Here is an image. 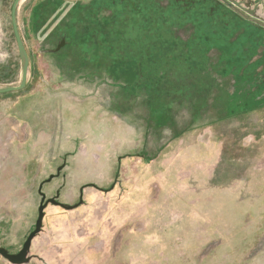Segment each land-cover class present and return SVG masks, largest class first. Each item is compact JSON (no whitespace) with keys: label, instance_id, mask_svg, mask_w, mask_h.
I'll return each mask as SVG.
<instances>
[{"label":"rangeland","instance_id":"rangeland-1","mask_svg":"<svg viewBox=\"0 0 264 264\" xmlns=\"http://www.w3.org/2000/svg\"><path fill=\"white\" fill-rule=\"evenodd\" d=\"M14 1L0 0V87L20 81ZM24 14L28 83L0 95V247L18 252L59 193L83 204L47 206L30 264H264V109L193 123L190 93L158 75L166 54L87 74L45 51Z\"/></svg>","mask_w":264,"mask_h":264},{"label":"flooded vegetation","instance_id":"flooded-vegetation-1","mask_svg":"<svg viewBox=\"0 0 264 264\" xmlns=\"http://www.w3.org/2000/svg\"><path fill=\"white\" fill-rule=\"evenodd\" d=\"M260 1V6H264V0ZM103 2L107 3L109 9L102 10L101 15L113 16L115 22L123 20L126 28L103 31L100 35L98 31V37L91 44L95 61L82 58L79 47L73 49L67 39V28L47 52L58 56L62 53L68 55L64 59L75 69H84V63L93 61L94 74H99L102 68L112 69L114 59L127 60L141 54L122 35L126 29L129 33L132 30V34L140 31L146 44L149 42L144 49H140L146 58L153 54L158 57L166 54L163 59L174 61L168 65L169 68L163 67L158 75L161 78L172 77L174 95L190 93L192 98L181 105L192 103L194 118H202L205 111L211 114L215 107L222 112L221 121L264 109V22L251 18L242 10V7L253 8L258 0ZM186 35L187 38H184ZM182 41L187 45L181 47ZM63 42L64 45L58 50ZM236 43L244 45L239 49L229 48V45ZM102 44L104 51L101 50ZM188 61L190 68L185 70L183 66ZM177 65L181 69L176 70ZM187 76L189 80H184ZM230 107L236 110L237 115L229 117Z\"/></svg>","mask_w":264,"mask_h":264},{"label":"crops","instance_id":"crops-1","mask_svg":"<svg viewBox=\"0 0 264 264\" xmlns=\"http://www.w3.org/2000/svg\"><path fill=\"white\" fill-rule=\"evenodd\" d=\"M103 1L105 0H23L18 10V17H20L21 12H25L23 17L24 30L27 29L29 34L40 45H43L44 49H46L45 51H47L48 45L54 46L60 40L62 31H64V28H67V39L73 46V49L79 47V54L82 58L95 61L94 55L91 54L93 53L91 44L98 37H96L98 31L100 35L103 31H110L115 27V17L101 15L102 10L109 9L107 3L105 4ZM59 56H62L63 59L68 57V55L63 53ZM93 61L83 64L84 69L89 70L87 74H94L95 67ZM117 64L116 62L111 63V68L113 67L115 75ZM124 96L126 97L127 95ZM86 103H90V101H84L80 105H86ZM91 103L94 106L95 102ZM114 104H116V101L113 102V106ZM207 112L205 111V113ZM211 112L220 113L219 116L218 114L214 116L216 120L221 122L222 112H220V109L215 107ZM212 113L210 114L211 118L213 117ZM194 117H192L193 123L197 122L196 118L198 121L201 118Z\"/></svg>","mask_w":264,"mask_h":264},{"label":"water","instance_id":"water-1","mask_svg":"<svg viewBox=\"0 0 264 264\" xmlns=\"http://www.w3.org/2000/svg\"><path fill=\"white\" fill-rule=\"evenodd\" d=\"M23 0H15L11 10V21L13 26V32L17 43V48L20 55V81L19 84L16 86H8V87H0V95L16 93L23 91L28 83V76H29V69H30V59L29 55L22 38V34L20 31L19 23H18V10ZM261 1L258 0V3L253 6V8H245L242 7L241 9L244 10L247 14L250 15L251 18H256L261 22H264V6H260ZM64 45V42L58 47V50ZM57 50V51H58ZM96 187V185H90ZM106 191V190H104ZM59 193L55 198L48 200L46 203L42 204L39 209V218L37 220L35 230L27 237L25 243L23 244L22 248L17 253H11L10 250L4 247H0V256L4 258L10 264H30L33 255H31L32 245L34 239L42 232L43 230V221L45 218L44 210L47 208L49 204L61 206L64 209L72 210L75 207L83 204V200L81 199L80 203L76 206H69L63 204L58 201ZM43 201H45V195H43Z\"/></svg>","mask_w":264,"mask_h":264},{"label":"trees","instance_id":"trees-1","mask_svg":"<svg viewBox=\"0 0 264 264\" xmlns=\"http://www.w3.org/2000/svg\"><path fill=\"white\" fill-rule=\"evenodd\" d=\"M116 29H117V27L115 26L112 30H116ZM130 32L131 33L127 32V29H126V32H124V34H122L123 37H124V40H126L127 42L128 41L131 42L132 45H134L137 49H139L138 51H140L141 55L139 54L138 56H133L132 57L133 60L130 59L131 60V63L129 65L128 64L121 65V63L118 60H112V62L118 63L117 66H116L117 67V69H116L117 70L116 71V75H119L120 74L121 67H124V68L127 67V69H130V70L134 71V70L137 69L138 63L141 62L143 64V61L144 60L145 61L150 60V59L156 60V58L158 57V56H156V55L153 54L152 56L149 57L150 59L146 58V54H144L143 53L144 51H142L140 49H144V46H146L147 44H149V42L146 44V41H145L144 36H143L144 34H142L140 31L139 32H135L133 34H132V32H133L132 30ZM183 68L185 70H188L190 68V62L188 61V63L185 66H183ZM150 74H152V71L150 72ZM230 100H232V99H230ZM228 112H230L229 113V116L237 115V112H236V110L234 108H231L230 107Z\"/></svg>","mask_w":264,"mask_h":264}]
</instances>
